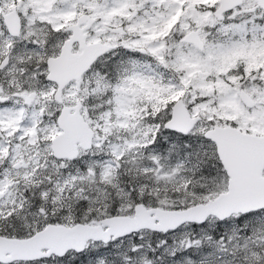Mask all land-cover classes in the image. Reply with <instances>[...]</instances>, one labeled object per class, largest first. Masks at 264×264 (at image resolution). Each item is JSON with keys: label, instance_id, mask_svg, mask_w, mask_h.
Instances as JSON below:
<instances>
[{"label": "snow or ice", "instance_id": "1", "mask_svg": "<svg viewBox=\"0 0 264 264\" xmlns=\"http://www.w3.org/2000/svg\"><path fill=\"white\" fill-rule=\"evenodd\" d=\"M0 264H264V0H0Z\"/></svg>", "mask_w": 264, "mask_h": 264}]
</instances>
